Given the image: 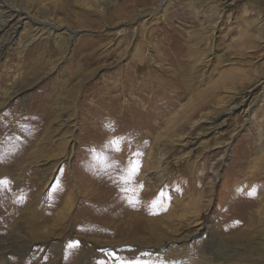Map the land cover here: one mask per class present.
<instances>
[{
    "label": "rangeland",
    "instance_id": "obj_1",
    "mask_svg": "<svg viewBox=\"0 0 264 264\" xmlns=\"http://www.w3.org/2000/svg\"><path fill=\"white\" fill-rule=\"evenodd\" d=\"M190 2L16 0L33 19L0 33V264H264L237 215L264 189L242 180L264 155V0ZM189 45L185 88L168 57Z\"/></svg>",
    "mask_w": 264,
    "mask_h": 264
},
{
    "label": "bare ground",
    "instance_id": "obj_2",
    "mask_svg": "<svg viewBox=\"0 0 264 264\" xmlns=\"http://www.w3.org/2000/svg\"><path fill=\"white\" fill-rule=\"evenodd\" d=\"M11 1V2H10ZM190 5L194 6V1L195 0H190ZM125 4V3H124ZM119 8V7H118ZM127 8V7H126ZM133 9V8H132ZM122 10V8H121ZM131 10V9H130ZM120 11V10H119ZM121 13V12H120ZM129 13H131L129 11ZM159 13V12H158ZM124 14V13H123ZM116 15V14H114ZM120 15V14H119ZM117 16V15H116ZM123 17V16H122ZM130 17V16H129ZM164 17V16H163ZM33 19L31 17V13L29 11V9H25V8H21L20 6H18L16 4V0H3V2H1L0 0V33L5 31L8 32L9 35L12 34V32H15L13 30L17 29V26L19 24V22H21V20L23 19ZM162 19V18H161ZM24 21V20H23ZM84 21V20H83ZM165 22V21H164ZM22 23V22H21ZM89 24V23H88ZM198 24V23H197ZM56 25V24H55ZM84 25V24H83ZM96 25V24H95ZM139 26V25H138ZM53 27H55L53 25ZM58 27V26H57ZM43 30V27H40ZM60 29V28H59ZM41 30V29H40ZM58 30V29H56ZM44 32V31H43ZM53 32V31H52ZM154 32V31H153ZM4 33V32H3ZM5 35V34H4ZM181 35V34H180ZM6 36V35H5ZM8 37V36H7ZM73 37V35H72ZM165 38V37H164ZM12 39V38H11ZM192 40V37H190V41ZM8 41V40H7ZM6 41V42H7ZM180 42V41H179ZM6 46V45H5ZM194 46L189 45L187 50H186V58L183 60V58L181 59L178 54H171V56H169L168 58L170 59V61H172V64H174L175 66H177L178 70L175 72L173 71L171 73L172 78H181V81L183 82V87L187 86L185 83L186 79L189 80L190 76L187 75L190 72V66H189V58H191V56H194L192 50H194L193 48ZM4 47H0V54L3 53ZM139 49V47H138ZM181 50V48H180ZM154 51V50H153ZM184 51V50H183ZM181 51V53L183 52ZM179 52V51H178ZM181 55V54H180ZM135 55H133V61H137L139 59V63L137 64L136 68H135V72L138 74L140 70H144L145 67H147V63H148V57L146 56H138V58L135 57ZM160 56V55H159ZM182 57V56H181ZM198 58V57H197ZM159 59V58H156ZM194 65V64H193ZM132 66V65H131ZM133 68V67H132ZM183 69H185L186 71H184ZM133 70V69H132ZM141 73V72H140ZM183 73V74H182ZM184 76L182 77L181 76ZM142 75H146V73L142 74ZM128 76V75H127ZM149 76V75H148ZM187 76V78H185ZM145 77V76H144ZM151 79V76L149 77ZM136 79V78H135ZM139 79V78H138ZM137 79V80H138ZM183 79V80H182ZM171 80V79H170ZM169 80V81H170ZM175 81V80H174ZM123 82V81H122ZM161 82V81H160ZM157 83V82H156ZM179 84V83H178ZM124 85V84H123ZM144 85V84H143ZM182 85V84H181ZM179 85V86H181ZM118 86V85H117ZM117 86H114L115 88ZM158 86V85H157ZM156 86V87H157ZM145 89L148 88V86H144ZM152 87V86H151ZM160 87V86H159ZM187 88V87H185ZM184 88V89H185ZM114 89V88H113ZM130 89V88H129ZM157 89V88H156ZM229 89V88H228ZM136 91V90H135ZM164 91V90H163ZM137 92V91H136ZM135 92V93H136ZM134 93V94H135ZM144 93V92H143ZM133 94V93H132ZM165 94V93H164ZM144 95V94H143ZM172 95V94H171ZM121 96V95H119ZM113 97V96H112ZM116 97V96H115ZM118 97V96H117ZM116 97V98H117ZM147 97V96H146ZM143 98V97H142ZM109 99V98H108ZM141 99V98H140ZM133 100V99H132ZM233 100V99H232ZM120 102V101H119ZM141 102V101H140ZM118 103V102H117ZM132 103V102H131ZM142 103V102H141ZM120 105V104H119ZM133 105V104H132ZM136 105V104H135ZM235 107V105L233 106ZM233 107H227V111H231L232 109H234ZM138 108V107H137ZM143 109V108H142ZM146 109V108H145ZM129 110V109H128ZM129 112V111H128ZM147 113V112H146ZM152 113V112H150ZM126 114V113H125ZM129 115V113H128ZM133 115V114H132ZM135 115V114H134ZM146 116V115H145ZM128 117V116H127ZM131 118V117H130ZM74 120V119H73ZM66 121V120H65ZM153 123V122H152ZM133 126V125H132ZM3 139V138H2ZM1 140V138H0ZM262 153V152H261ZM24 155V154H23ZM14 157V156H13ZM11 159V158H10ZM244 167L245 169L243 170V181L245 183L250 182L251 179L257 177V178H264V155L263 156H257V157H253V158H248V161L244 162ZM3 169V168H2ZM13 172V171H12ZM11 171H7L6 173H12ZM9 177V176H8ZM256 178V179H257ZM262 195L259 199H257V201H254L252 203L246 202V201H241V207H240V211L237 212V215H239V217L241 218V223L244 225H251L252 223L255 222H261L264 228V189L261 190ZM130 199V198H129ZM139 199V198H138ZM22 204V203H21ZM12 205V204H11ZM129 206V205H128ZM253 206V207H252ZM14 207V206H13ZM21 209V208H20ZM24 209V208H23ZM19 213V212H18ZM28 215V214H27ZM14 217V216H13ZM28 217V216H27ZM19 219V218H18ZM17 219V220H18ZM127 223L128 222H132L130 221V219L127 218ZM135 223V222H132ZM22 224V223H21ZM36 225V224H35ZM136 225V224H135ZM128 227V226H127ZM155 227V228H153ZM113 228V227H112ZM159 227L157 225H152V224H147V223H141L138 224L134 231L132 232V236H134L135 239H141V237H146V239L152 243V240L154 242L156 241H162L163 238L165 237V235H163L162 237H160L159 233H154L152 231H158ZM119 233V232H117ZM129 233V232H128ZM23 234V233H22ZM148 237V238H147ZM23 238V236H22ZM261 239V237L259 238ZM151 240V241H150ZM261 241V240H260ZM258 241V242H260ZM30 242V241H29ZM1 247V244H0ZM143 246H139L138 248L141 249ZM174 251H176V249H172L171 253H167V255H161L162 253H159L160 255H157L159 257H166L167 259H170L171 255L173 256ZM88 254V253H87ZM84 255V254H83ZM175 255L177 256L176 258L181 259V258H187L188 256H190L188 253H185V249L182 247L180 249H178L175 252ZM86 257V255L84 256ZM187 264H197L196 260L190 259Z\"/></svg>",
    "mask_w": 264,
    "mask_h": 264
},
{
    "label": "snow or ice",
    "instance_id": "obj_3",
    "mask_svg": "<svg viewBox=\"0 0 264 264\" xmlns=\"http://www.w3.org/2000/svg\"><path fill=\"white\" fill-rule=\"evenodd\" d=\"M126 264H148V262L147 261H140V260L136 259V260L127 261Z\"/></svg>",
    "mask_w": 264,
    "mask_h": 264
}]
</instances>
